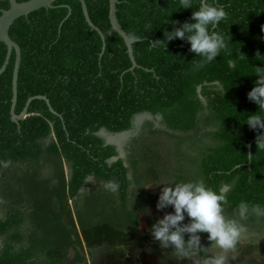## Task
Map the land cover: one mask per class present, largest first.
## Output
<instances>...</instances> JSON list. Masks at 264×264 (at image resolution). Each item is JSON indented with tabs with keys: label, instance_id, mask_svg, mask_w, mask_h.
I'll return each mask as SVG.
<instances>
[{
	"label": "trees",
	"instance_id": "trees-1",
	"mask_svg": "<svg viewBox=\"0 0 264 264\" xmlns=\"http://www.w3.org/2000/svg\"><path fill=\"white\" fill-rule=\"evenodd\" d=\"M86 2L105 48L80 0H56L53 7L17 18L10 28L22 50L16 113L31 96L46 95L58 114L45 99L35 98L26 117L13 119V50L0 75V264L66 260L68 247L81 244L77 225L85 230L106 224L155 248L151 229L158 220H150L149 232L140 228L141 215L156 200L144 186L155 170H141L134 154L122 156L100 134L128 131L142 113L159 117L177 139L179 182L202 180L222 191L229 217L238 218L242 202L250 209L264 207V147L253 142L251 158L248 150L264 130L244 123L247 114L258 111L247 93L257 68H264V0H215L228 12L218 25L227 47L200 68L202 57L186 40L169 41L166 49L149 44L180 26L172 20L189 21L194 9H177L178 0H118L119 21L137 39L134 69L125 40L112 26L109 0ZM9 7V0H0V16ZM7 52L0 41V68ZM159 130L154 120L147 121L131 144ZM110 181L115 192L104 186ZM189 222L188 216L182 221ZM241 222L264 230V216L254 212ZM199 237L201 245L209 243L207 232ZM54 249L63 258L49 257ZM165 249L177 256L173 247Z\"/></svg>",
	"mask_w": 264,
	"mask_h": 264
},
{
	"label": "clouds",
	"instance_id": "clouds-1",
	"mask_svg": "<svg viewBox=\"0 0 264 264\" xmlns=\"http://www.w3.org/2000/svg\"><path fill=\"white\" fill-rule=\"evenodd\" d=\"M178 2L177 9H194L190 20H172L174 23L171 24L180 26L165 30L163 39H154L149 44L166 49L169 41L186 40L190 44V51L195 53V56L202 57L196 64V68H200L215 60L227 47L225 36L218 30V25L228 18V12L215 0H199V6L196 8L193 6V0ZM255 74L257 78L247 96L258 106V111L247 114L244 123L253 130H264V68L258 67ZM257 145L264 147V135L258 137ZM104 186L113 192L117 190L115 182H107ZM226 202V195L222 191L214 190L202 180L169 184L163 187L157 207L171 205L174 211L160 218L152 226L151 234L164 247L172 246L180 259H191L193 264H196L194 258H198L200 264H228V254L235 250L244 238L245 226L241 221L249 211L264 216V207L257 205L250 209L247 203L242 202L238 206V218L229 217L223 210ZM185 215L190 218L187 224L182 223ZM202 232L208 233L209 246L201 245L199 233ZM185 234H190L187 240ZM207 247H214L219 252L207 255Z\"/></svg>",
	"mask_w": 264,
	"mask_h": 264
},
{
	"label": "rangeland",
	"instance_id": "rangeland-1",
	"mask_svg": "<svg viewBox=\"0 0 264 264\" xmlns=\"http://www.w3.org/2000/svg\"><path fill=\"white\" fill-rule=\"evenodd\" d=\"M154 120L155 126L160 127V130L154 134L145 135L136 145H132V139L139 134L142 127L147 121ZM102 136L107 138L110 142L117 145L122 156L134 154L138 159V167L141 170H146L150 166L155 170V178L147 184V189L150 190L155 196L156 200L148 209L147 214H142L141 231L148 232L150 230V220H159L166 213L173 212L174 209L171 205L163 208H158V200L163 187L179 182L177 179L179 165L177 162V139L168 134L164 126L160 125L158 119L150 113H142L135 117L134 127L128 131L114 134L106 129L100 132ZM92 181V179H88ZM135 189L131 190L134 193ZM73 201H70L72 205ZM187 218V215H185ZM145 222L146 226L143 225ZM80 236L88 249L95 250L97 246L107 247L108 260L105 264H132L130 261L125 260L126 252H142L143 250L152 251V254H162L166 257V249L160 241L155 239V248L149 249L148 245L142 241H136L125 235L123 231H118L109 227L106 224L95 225L89 229L81 230ZM244 238L237 245V248L228 254V264H259L264 259V230L249 228L245 226ZM210 242L206 245L209 246ZM172 246H168L170 248ZM116 251L122 253L121 258L116 254ZM219 250L214 247H207V255L218 253ZM120 253V254H121ZM58 250H50L49 257L58 256ZM196 264H200L198 258H194ZM65 263L68 260H64ZM176 264H193V260L183 258Z\"/></svg>",
	"mask_w": 264,
	"mask_h": 264
},
{
	"label": "water",
	"instance_id": "water-1",
	"mask_svg": "<svg viewBox=\"0 0 264 264\" xmlns=\"http://www.w3.org/2000/svg\"><path fill=\"white\" fill-rule=\"evenodd\" d=\"M10 1V7L8 9H3L2 14L0 16V41H4L7 44L8 47V52L7 56L5 59L4 64L0 68V75L6 70L11 56L13 54V50L16 52V61H15V67H14V76H13V103H12V117L14 120H19L27 116L28 114V107L31 103V101L35 98H43L47 101L49 104V107L52 112L58 114V112L55 110V108L52 106L50 99L46 95H35L31 96L27 103L26 106L21 114H17L15 109L17 105V100H18V77H19V69L21 65V60H22V50L21 46L19 45L18 42H16L10 35V28L11 25L14 23V21L24 15H28L29 13L38 10L42 7H53V2L56 0H25V1H19V0H9ZM82 3V7L84 10L85 17L88 21V23L91 25V27L95 30H97L103 40H104V48L106 46L105 44V36L102 30L93 22L92 18L90 17L89 14V9L86 0H80ZM110 3V20L112 23L113 28L123 37V39L126 42L127 48L129 55L132 60V66L130 69H134L136 66H138V63L136 61L134 51H133V43L137 41V39H132L129 37L123 26L121 25L118 15H117V3L118 0H109ZM71 11V10H70ZM260 135L264 134H259L255 138L251 139L249 142V158H251L252 155V144L255 142Z\"/></svg>",
	"mask_w": 264,
	"mask_h": 264
},
{
	"label": "flooded vegetation",
	"instance_id": "flooded-vegetation-1",
	"mask_svg": "<svg viewBox=\"0 0 264 264\" xmlns=\"http://www.w3.org/2000/svg\"><path fill=\"white\" fill-rule=\"evenodd\" d=\"M107 143H113L110 142L107 138H105ZM143 225L146 226L145 222H143ZM93 227V226H92ZM79 234L80 231L83 230L77 225ZM91 228V227H90ZM89 229V228H88ZM142 232V231H141ZM147 232V231H146ZM149 232V230H148ZM143 233V232H142ZM81 238V236H80ZM170 249V248H168ZM59 251L58 258H63L62 252L60 249H54ZM52 250V251H54ZM90 254L88 253V249L85 247V244L81 238V244L78 242H74L71 246L68 247L66 251V259L68 260L67 263L62 259L57 264H105V262L108 260V253L107 247L105 246H97L95 250L92 248L89 249ZM116 251V254L119 258H121L122 253ZM168 250L166 252V257L162 254H152V251L143 250L142 252L136 253L127 251L125 260L130 261L132 264H176V262H179L181 259Z\"/></svg>",
	"mask_w": 264,
	"mask_h": 264
}]
</instances>
